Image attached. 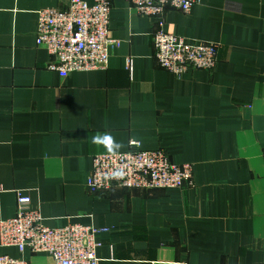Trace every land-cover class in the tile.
Masks as SVG:
<instances>
[{
  "label": "crops",
  "instance_id": "obj_1",
  "mask_svg": "<svg viewBox=\"0 0 264 264\" xmlns=\"http://www.w3.org/2000/svg\"><path fill=\"white\" fill-rule=\"evenodd\" d=\"M110 2L108 64L62 77L36 27L40 9L69 0H0V221L21 191L47 226L106 228L98 264H264V0L168 8L166 31L219 44L212 69L181 78L155 58L156 19ZM104 134L121 144L114 152L135 140L190 163L193 185L90 193ZM0 254L55 264L29 248L0 243Z\"/></svg>",
  "mask_w": 264,
  "mask_h": 264
},
{
  "label": "built area",
  "instance_id": "obj_2",
  "mask_svg": "<svg viewBox=\"0 0 264 264\" xmlns=\"http://www.w3.org/2000/svg\"><path fill=\"white\" fill-rule=\"evenodd\" d=\"M142 15L156 19L152 33L154 55L159 65L181 78L189 69H212L219 44L213 41L190 40L164 29L168 8L189 12L200 0H128ZM110 0H69L66 9L45 7L38 11L36 38L51 55L49 68L62 77L73 71L104 68L118 42L108 35ZM132 58L127 59L131 69ZM125 152L95 154L87 179L90 193L113 187L132 189H184L193 185L190 163L177 164L164 149L145 150L132 140ZM120 173V175H116ZM31 199L17 192V211L0 221V243L20 251L51 255L55 264H98V235L107 229L80 223L62 227L47 226ZM0 264H30L27 260L0 254Z\"/></svg>",
  "mask_w": 264,
  "mask_h": 264
},
{
  "label": "clouds",
  "instance_id": "obj_3",
  "mask_svg": "<svg viewBox=\"0 0 264 264\" xmlns=\"http://www.w3.org/2000/svg\"><path fill=\"white\" fill-rule=\"evenodd\" d=\"M93 142L98 145L104 146L108 152H114L115 150L121 147V144L116 143L111 135H97L93 138ZM116 175H120V173H116Z\"/></svg>",
  "mask_w": 264,
  "mask_h": 264
}]
</instances>
